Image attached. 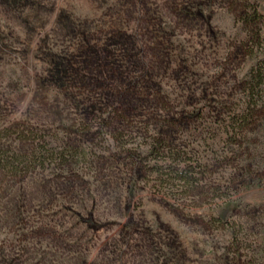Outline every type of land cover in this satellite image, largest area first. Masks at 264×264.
I'll return each mask as SVG.
<instances>
[{
	"label": "rangeland",
	"instance_id": "rangeland-1",
	"mask_svg": "<svg viewBox=\"0 0 264 264\" xmlns=\"http://www.w3.org/2000/svg\"><path fill=\"white\" fill-rule=\"evenodd\" d=\"M0 264H264V0H0Z\"/></svg>",
	"mask_w": 264,
	"mask_h": 264
},
{
	"label": "trees",
	"instance_id": "trees-1",
	"mask_svg": "<svg viewBox=\"0 0 264 264\" xmlns=\"http://www.w3.org/2000/svg\"><path fill=\"white\" fill-rule=\"evenodd\" d=\"M252 16L254 17L255 20L260 18V16L256 13L255 10L252 11ZM241 19H242L244 25H248L249 22L252 21V20L250 19V17H247V16H245V15H244V16L242 15ZM254 19H253V20H254ZM256 25H257V24H256Z\"/></svg>",
	"mask_w": 264,
	"mask_h": 264
}]
</instances>
